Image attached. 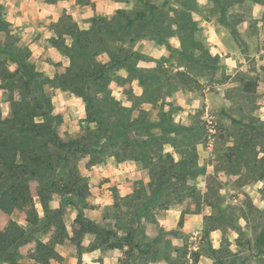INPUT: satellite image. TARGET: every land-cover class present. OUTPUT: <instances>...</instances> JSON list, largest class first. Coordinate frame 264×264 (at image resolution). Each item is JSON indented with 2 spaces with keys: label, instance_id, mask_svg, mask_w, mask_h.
I'll return each instance as SVG.
<instances>
[{
  "label": "rangeland",
  "instance_id": "374dc122",
  "mask_svg": "<svg viewBox=\"0 0 264 264\" xmlns=\"http://www.w3.org/2000/svg\"><path fill=\"white\" fill-rule=\"evenodd\" d=\"M122 1L133 4V0ZM195 1L137 0L134 10L132 8L128 13L118 10L110 19L97 14L91 20V29L84 32L78 29L70 16L63 15L58 24L50 26L60 36L51 43L71 58L72 66L64 69L62 62H57V75L51 80L43 71H36L37 66L42 68L38 61L43 57L29 62L32 55L29 45L38 41L42 34L31 33L27 41H23L20 35H11V25L4 20L9 9L0 5V89L3 90L0 103L9 105L7 117L2 116L3 108H0V129L6 132L12 124L14 111H19L29 126L18 129L14 136L20 146L17 152L30 149L54 164L53 170L43 167L40 177L46 180L42 178L43 182L33 185V191L39 190L45 194L42 199L36 195L33 199L38 215L41 210L44 212L43 217L39 215L43 221L36 222L34 217H27L29 211H14L15 219L28 232L27 243L19 249L21 264L32 263L29 259L37 242H43L45 238L48 243L53 240L56 234L54 222L58 220L65 225L67 239L54 244L55 249L59 245L66 253L61 255L56 250L58 255L53 259L56 264H71L74 257L77 264H84L82 256L97 249L102 250L98 262L104 264L105 257L110 258L116 249L123 252L125 246L128 251L117 259V264H189L192 233L182 229L187 221L191 223V214L199 213L209 205L214 209V215L204 218L201 237L191 242L198 243L200 248L199 252H191L193 264H197L202 255L213 258L215 264H264V210L253 205L251 198L241 202L243 207L230 204L222 207L225 197L219 195L221 187L238 190L244 184L264 179V158L257 159L256 151L258 144L264 151V122L258 116H253V112H258L262 106L258 101L264 100V91L257 92L258 88L264 89V65H261V72H257V62L249 55L253 51L259 53L264 47V40L260 38L264 28L258 29L257 21L251 15L253 4L264 3V0H209L203 6H197ZM47 2L55 4L57 0ZM13 3L18 6L17 0H13ZM78 3L82 6L91 3L93 10L96 8L92 0H78ZM173 4L181 7L173 8ZM237 5L239 14H229V9ZM170 11L174 12V17L169 16ZM193 11L205 20L215 17L219 24L232 30V38L248 59V72L237 73L234 78L224 74V66L217 63L219 58L209 57L204 49L203 31L193 22ZM139 15L142 16L137 17ZM244 19L249 20V27H241L238 31L237 25ZM261 19L264 20V12ZM130 21L132 25H128ZM173 24L177 26L175 31ZM66 33L74 39L71 48L65 45L63 37ZM170 37L178 39L182 48L178 50L175 40L170 42ZM138 41L142 43L137 51H133ZM147 43L150 44L146 46ZM225 43L232 47L229 40ZM161 44L168 49V55L156 62L158 66L153 69L149 64L138 69V60L150 62L153 59L141 55V51H150L154 45ZM196 49L201 50L199 58L194 55ZM260 59L264 60V56ZM9 61L18 65L16 72L20 69L14 80L8 79L12 72L4 73L8 71ZM47 62L53 63L51 58ZM164 64H168V67L165 68ZM181 66L186 71H179ZM120 68L127 69V80L117 76ZM1 76H4V81ZM136 78L144 88L141 97L132 93L131 81ZM198 78L206 83L200 84ZM112 80H116L120 86L128 85L125 95L133 102L132 108L121 107L112 98L108 88ZM229 82L238 85L218 87ZM56 88L64 90L65 100L70 98L71 93L84 97L88 113L86 121L75 120L66 103H52ZM177 90L185 93L193 91L195 96L201 98V107L196 115L190 114L188 117L191 122L188 127L172 122V113L182 109L172 106L171 111L165 113L163 105L157 104L164 96H171ZM221 91L224 95H221ZM144 102L151 103L150 111L141 109ZM60 107L64 111L57 112L56 109ZM134 111L139 112L138 118H133ZM206 111L208 120H202ZM36 118L42 122L38 123ZM32 122L44 123L43 133L39 134L38 139L32 133ZM92 122L97 125L95 130L90 127ZM209 129H214V132ZM210 140L211 154L205 159V167H198L197 160L203 153L198 155L196 145L202 144L203 150L207 151ZM229 140L234 142V147H226ZM60 142L72 148L63 152L58 146ZM165 144H171L174 152L163 154ZM177 154L180 156L178 164L174 162ZM61 155L66 157V162L58 166L57 160ZM112 155L120 163L126 160L138 162L134 181L129 182L125 177L109 189H104L103 185L109 183V179L101 177L93 185L92 180L98 173H93L91 177L82 175V164L85 170L91 171L93 165H106L107 158ZM209 164L214 167L210 174L207 173ZM242 169H246V172H242ZM221 171L228 177L224 184L218 179ZM197 176L206 182L207 190L203 194L188 184L189 179L195 181ZM73 183L84 195L72 191ZM121 184L125 190L132 189V193L123 199L119 195ZM3 188L0 183V189ZM98 198L112 199L114 203L109 206L94 204L93 201ZM53 203H59V207L52 208ZM36 204L42 205V208L38 209ZM172 207L182 208L183 214L177 228L166 230L156 218H168L170 224L177 223L174 217L167 216V210ZM73 210L78 212V218L70 224L73 233L70 236L67 228ZM79 212L82 218H79ZM94 212L100 215L94 216ZM240 216L247 221L243 228L237 223ZM89 222L112 230L117 240L104 229L98 235L85 230ZM216 228L223 229L225 233L219 250H213L208 240V233ZM233 230L240 234L235 241L238 246L235 253L230 251L227 239ZM120 231L126 235L121 237ZM86 237L91 241L87 246L84 244ZM58 238L62 236L59 234ZM173 239L182 240L183 246L174 247ZM173 252L177 253L175 258Z\"/></svg>",
  "mask_w": 264,
  "mask_h": 264
},
{
  "label": "clouds",
  "instance_id": "9594fccd",
  "mask_svg": "<svg viewBox=\"0 0 264 264\" xmlns=\"http://www.w3.org/2000/svg\"><path fill=\"white\" fill-rule=\"evenodd\" d=\"M93 3L96 4L95 10H93L91 3L87 5H80L78 0H57L55 4L47 2V0H18L17 4L13 3V0H0V5H4L6 8L9 9L7 14L4 16V20L6 23L11 25L10 34L20 35L23 41H27L30 38L31 33H39L42 34L41 38L33 42L29 45V51L32 53L31 57L29 58V62L35 60L38 57H43V59L38 61V65H42V68L37 66L36 71L41 72L43 71L47 77L51 79L56 78V69L55 64L57 62H62L63 68L68 69L72 66V60L70 57L62 54L55 45L51 43L53 39H60V36L55 31V29L51 28L52 24H58L63 15H68L72 18L73 22L77 25L78 29L82 32L89 31L92 27L91 20L97 15H103L108 17L109 19L113 16L116 11L124 9L131 11L133 8V4L131 3H124L122 0H92ZM209 0H197V4L199 6H203L207 4ZM173 8L179 9L181 6L179 4H173ZM27 9V10H25ZM18 12H23V16H16L15 14ZM239 14L240 9L239 5L236 7L229 9V14L232 13ZM264 12V3L256 2L253 4L252 8V19L257 21V28L262 29L264 28V20L261 19V13ZM174 12H169L170 17H174ZM193 22L197 24V28L203 31L204 41L203 46L204 49L207 51V54L211 58H219L217 60L218 66L223 65L225 68V75H228L234 78L237 73H246L249 70L248 59H246L245 55L241 52L239 45L236 41L232 38V30L227 28L224 25L218 23L215 17L211 18L210 20L203 19L199 13L192 12L191 13ZM15 17V18H14ZM87 20L88 22L85 23L83 21ZM42 22V24H41ZM25 25H28L25 27ZM39 25V26H37ZM173 30L175 31L177 26L173 24ZM247 29L249 27V20L244 19L237 25V30L239 31L240 28ZM22 31H18L21 30ZM243 35V33H241ZM261 40H264V30L260 32ZM64 42L68 48H71L74 44V39L71 37L70 34H64ZM170 42L175 40V46L179 50L182 48V43L174 38H169ZM226 40H229L232 43V47H228L225 43ZM142 41H138L137 45L133 47V51H137L140 47ZM250 43V42H249ZM19 46V45H17ZM254 47V46H253ZM233 48L236 50L233 51ZM201 54L200 49L194 50V55L199 58ZM141 55H148L153 59L149 61L138 60L136 67L138 69L145 68L149 64L151 68H156L157 61L161 60L162 58L168 55V49L165 45H154L150 51H141ZM250 57L256 60V69L257 72H261V65H264V60H261L260 57L264 56V47L261 48L259 53L255 51L251 52ZM51 58L52 64H49L47 61ZM242 65V67H241ZM18 65L15 62L9 61L7 68L9 72H16ZM164 67L167 68L168 64H164ZM179 71H186L185 67L181 66ZM264 74V73H262ZM117 76L122 77L123 79L127 80L129 73L126 68H120L117 71ZM200 84H205L202 78H198ZM237 84H233L231 82L226 83L222 86H218L220 88H228V87H235ZM128 87L127 84L120 86L118 85L116 80H112L108 84V88L111 92L112 98L120 103L121 107L124 108H132L133 102L127 99L125 95V89ZM131 88L132 93L136 97H141L144 95V88L138 78L133 79L131 81ZM264 91L262 88H258L257 92ZM56 95L52 98L53 104H60L64 105L65 103L69 105L68 111L70 112L71 116L77 120H87V102L82 96H76L74 93L70 94V98L65 100V92L60 88L55 89ZM3 95V90L0 89V96ZM221 95H224V92L221 91ZM212 94L209 93V97ZM191 101V103H188ZM205 103L208 102L207 99L204 101ZM157 104L163 105V111L165 113H169L171 111L172 106H176L181 111L176 113H172L171 119L173 124L183 125L184 127L190 126V120L188 119L189 115H196L197 110L201 107V98L195 96L193 91H187L186 93L183 90L175 91L171 96H164L161 100L157 101ZM259 105H262L258 112H253V116H258L261 122H264V100L258 101ZM0 108H3V117H7L9 115V105L6 102L0 103ZM152 105L150 102H144L141 104V109L144 111H150ZM57 112L64 111L63 107L57 108ZM133 118H138L139 112L134 111L132 113ZM37 122H42L40 118H36ZM65 119H68V116H65ZM158 119V118H157ZM202 120H208L207 111L201 117ZM209 123L211 121L209 120ZM96 123L92 122L90 127L92 130L96 129ZM75 130V129H74ZM210 132H214V129H209ZM145 139H147L145 137ZM212 141H209V148L207 151L203 150L202 144H197L196 149L198 155L202 152L203 155L197 160L198 167H205V159L209 158L211 151H212ZM226 147H234V142L229 140ZM261 145L256 146V151L258 153L257 159L264 158V151H261ZM174 152V148L171 144L163 145V154L172 153ZM215 159L214 156L211 157ZM174 162H180V156L177 154L174 156ZM82 175L85 177H91L93 173H98L99 175L94 177L92 180V184L95 185L97 181L103 177L105 179H109V183H105L103 185L104 189H109L112 184L116 183L123 178H127L129 182H132L136 178V170L138 168V162L135 160H126L123 163L117 161V157L112 155L107 158V164H100V165H93L92 170L88 171L84 169V165L80 166ZM214 171L213 165H207V173H212ZM242 172H246V169H242ZM218 179L221 181L222 184L226 183L228 180L227 175L221 171L218 173ZM189 186H195L197 190L201 191L202 194L207 190L206 182L201 176H197L196 180L193 181L192 179L188 180ZM264 179H257L253 184H244L238 190L232 187H221L219 189V195L225 197L224 204L222 207H227L229 204L232 206H241L242 201L246 198H251L253 205L258 206L260 210H264ZM132 193V189L128 188L125 190L124 186L121 184L119 186V195L123 199ZM94 204H100L103 206H109L114 203L112 199H96L93 201ZM38 209L42 208V205L36 204ZM52 208H58L59 203H53L51 205ZM195 207V206H194ZM183 214V209L180 207H172L167 210V216L174 217L177 223L170 224V220L162 219L161 217H157V221L166 227V230H172L178 227L179 221ZM39 215L43 217L44 212L41 210ZM94 216L100 215L99 212H94ZM214 215V209L209 205L206 206L203 211L191 214V223L188 221L184 224L182 230H186L187 232H191L192 235L190 237V252H189V264H193L191 259V252L196 251L199 252V244H192L191 242L197 241L198 238L201 237L203 231V224L205 217H212ZM78 218V212L76 210L72 211L71 220L68 222L69 226L67 228L69 235H73L72 229L70 224ZM21 223H23L21 221ZM238 225L243 228L247 221L245 220L244 216H240L237 220ZM121 237L125 236L126 233L123 231L119 232ZM249 235L251 233L249 232ZM225 237L224 230L221 228H216L208 233V240L211 242V247L213 250H219L222 246L223 239ZM240 237L239 232L231 231V234L227 236V239L230 244V251L235 253L238 251V246L236 245L235 241L238 240ZM45 244L49 241L47 238L43 240ZM90 239L88 237L85 238L84 244L87 246L90 244ZM172 244L174 247H182V240L180 239H173ZM56 250L61 255H66L65 251L57 245ZM128 251V247L125 246L123 252L119 249L114 251V255L111 257H105L104 264H117V259L122 257L124 252ZM102 250L97 249L92 251L90 254L85 253L82 256V260L84 264H99L98 258L101 257ZM173 258L177 256L176 252L172 253ZM51 264H56L55 260L51 261ZM71 264H77V259L74 257L71 260ZM200 264H215V260L211 257H204L203 255L200 257Z\"/></svg>",
  "mask_w": 264,
  "mask_h": 264
},
{
  "label": "trees",
  "instance_id": "16d2710c",
  "mask_svg": "<svg viewBox=\"0 0 264 264\" xmlns=\"http://www.w3.org/2000/svg\"><path fill=\"white\" fill-rule=\"evenodd\" d=\"M151 9L150 7V10ZM140 16L142 15L137 17ZM0 24H2V22H0ZM128 25H132V22L130 21ZM127 55L128 53H126V56ZM18 71L20 72V69H18ZM19 72L11 73L7 71L4 73H11L8 79L14 80ZM1 78L3 81L5 80L4 76H1ZM28 126L27 120L22 119L20 112L15 110L10 128H7L6 132L0 129V183L4 186L3 189H0V264H21V262H19V249L22 245L27 243L28 232L22 228L19 223L13 220L11 215L17 209L22 211L26 210L30 213L27 214V217H34L36 222L43 221V218L38 215L37 210L34 208L33 199L35 195L42 199L45 197V194L39 190L38 192L33 191V185L43 182V176L40 177V170L43 167L51 170L54 168L53 162H49L44 156L32 152L30 149H25L26 151L20 153L17 152L20 146L14 136H16L18 129H24ZM30 127L34 131H32L34 138H40L39 134L43 133L42 128L44 127V123L38 124L32 122ZM58 146L60 149L64 150L63 152L72 148V146L66 147L62 142H60ZM65 162V156L61 155L58 157V166L63 165ZM43 179L46 180V178ZM5 184L7 185L5 186ZM71 185L72 184H70V187ZM75 185L76 183H73L72 191L77 192L80 196L84 195V192L77 189ZM45 211L48 212L47 205H45ZM79 218H82L81 212H79ZM54 224L56 226V234L53 240L47 244L37 242L36 245L33 246L34 251L30 258L33 259L36 264H50L58 255L54 244L59 240L66 241L67 239V235L65 234L66 228L63 222L58 220V222L55 221ZM101 229L104 228L95 222H89L85 230L92 231V233L98 235ZM104 230L112 235L111 238L117 240V236L112 230ZM58 233L62 238H58ZM262 237L264 240V232Z\"/></svg>",
  "mask_w": 264,
  "mask_h": 264
},
{
  "label": "crops",
  "instance_id": "0c3cea01",
  "mask_svg": "<svg viewBox=\"0 0 264 264\" xmlns=\"http://www.w3.org/2000/svg\"><path fill=\"white\" fill-rule=\"evenodd\" d=\"M18 1V0H17ZM122 2H124V1H122ZM196 2V4H197V0L195 1ZM126 3V2H125ZM129 2H127L126 4H128ZM136 3H137V0H133V10H134V7H135V5H136ZM4 6V5H3ZM92 6V5H91ZM197 6H198V4H197ZM93 7H96V4H95V6H93ZM25 10H27V9H25ZM121 10H123V11H125V12H127L128 10H124V9H121ZM9 11V10H8ZM7 11V12H8ZM150 13H152L151 11H149ZM128 13V12H127ZM137 13V12H136ZM17 14V13H16ZM137 15V14H136ZM18 16H23V12H20V14L18 15ZM153 18V17H152ZM28 25H25V27H27ZM33 43V42H32ZM150 43H147V44H145L146 46H148ZM15 214H16V212H14L12 215H11V218L13 219V220H15L17 223H19V225H20V221H17L16 219H15ZM25 217V216H24ZM21 226V225H20ZM27 226V225H26ZM22 228H24L23 226H21ZM25 229V228H24ZM29 260H31V264H36V262L33 260V259H29ZM197 264H200V261H198L197 262Z\"/></svg>",
  "mask_w": 264,
  "mask_h": 264
}]
</instances>
